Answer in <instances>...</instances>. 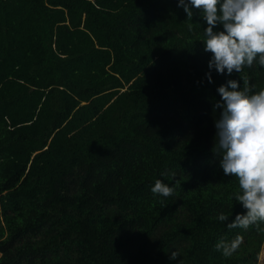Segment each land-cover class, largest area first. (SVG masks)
<instances>
[{
	"label": "trees",
	"instance_id": "1",
	"mask_svg": "<svg viewBox=\"0 0 264 264\" xmlns=\"http://www.w3.org/2000/svg\"><path fill=\"white\" fill-rule=\"evenodd\" d=\"M26 1L47 51L45 89L79 96L46 149L18 165L6 148L25 136L9 131L38 136L43 124L8 122L14 111L26 116L28 100L13 97L27 89V71L24 57L2 60L9 73L0 79V112H7V119L0 115V264H258L264 223L227 226L245 210L234 198L238 180L224 175L213 151L222 112L214 105L230 79L242 88L246 78L254 93L264 89V67L255 63L231 76L211 70L210 83L207 24L195 9L187 19L178 0H126L118 9H99L92 0ZM60 5L104 33L112 48L56 60L50 18ZM126 21L139 42L149 41L139 57H124L119 47L116 30ZM209 115L215 121L207 127ZM157 179L175 193L154 195ZM221 213L229 220L219 221ZM237 237L229 257L214 247Z\"/></svg>",
	"mask_w": 264,
	"mask_h": 264
},
{
	"label": "clouds",
	"instance_id": "2",
	"mask_svg": "<svg viewBox=\"0 0 264 264\" xmlns=\"http://www.w3.org/2000/svg\"><path fill=\"white\" fill-rule=\"evenodd\" d=\"M178 6L189 20L195 14L193 9L197 10L207 24L203 44L204 51L211 53L207 73L210 83L213 82L211 70L231 76L255 63L264 67V0H178ZM217 26H222V30L215 31ZM241 79L242 88L238 80L230 79L217 89L221 99L214 108H221L222 112L215 121L213 151L222 157L220 167L224 175L238 180L234 198L245 210L227 226L248 229L264 223V89L254 93L250 82ZM171 178L175 180V173ZM151 191L154 195L170 197L175 186L157 179ZM217 219L225 222L229 217L221 213ZM240 243L239 237L230 242L221 239L214 247L229 257ZM178 257L173 251L170 259Z\"/></svg>",
	"mask_w": 264,
	"mask_h": 264
},
{
	"label": "rangeland",
	"instance_id": "3",
	"mask_svg": "<svg viewBox=\"0 0 264 264\" xmlns=\"http://www.w3.org/2000/svg\"><path fill=\"white\" fill-rule=\"evenodd\" d=\"M91 3L99 9H118L126 3V0H92ZM28 7L26 0H0V53L2 51L5 53L4 57L0 59V79L2 74L9 73L2 65V60L8 57L9 54L14 53V55H19V57H24L25 59L23 66L25 71H27L28 83L26 90L13 97L14 101L28 100L26 116L21 114L24 113L22 110H19V112L14 111V115L7 119L5 117L7 113L5 109L0 112L2 113L0 115L5 117L8 122L10 120L24 123L30 121V124L34 125L41 121H37L36 118H38L42 119L41 123L43 124V130L38 136L9 131V135L22 134L25 136L6 148L16 154L18 165L32 160L38 153L46 149L49 138L54 137L58 121L60 120V124H62L66 120L67 115L71 114L70 106L73 107V104L78 102L75 98L79 96L78 94L76 96L73 95L68 90L64 91L60 87L50 86V90L45 89L48 86L46 80L49 77V73L46 69L41 68V64L45 60L47 51L41 46V40L37 35V19L32 17ZM52 10L50 26L53 34L54 58L56 60L60 61L69 57L87 59L90 56L89 54L96 48L102 50L112 48L104 33L94 29L89 23H86L85 19L76 22L66 6H52ZM11 32L17 33H14L15 35H13L12 39ZM116 32H118L117 34H122H119L121 36L119 47H121L124 57H126V53L139 57L137 52L147 48L149 41L143 39L139 42L138 38L128 29L127 21L119 24ZM27 51L32 53L30 59L27 56ZM114 63L112 62L110 66L112 64L115 66ZM73 93L76 92L73 91ZM46 97H48L47 104L45 103ZM84 100L87 101L88 99L84 98ZM39 103H42L41 109L38 108ZM48 114L51 118L49 120ZM206 118L205 125L210 127L215 120L210 115ZM258 264H264V243Z\"/></svg>",
	"mask_w": 264,
	"mask_h": 264
}]
</instances>
